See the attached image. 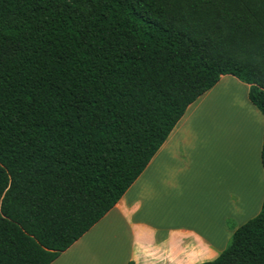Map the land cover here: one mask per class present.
Segmentation results:
<instances>
[{"label":"trees","instance_id":"1","mask_svg":"<svg viewBox=\"0 0 264 264\" xmlns=\"http://www.w3.org/2000/svg\"><path fill=\"white\" fill-rule=\"evenodd\" d=\"M225 75L264 117V0H0V264H51ZM201 264H264V196Z\"/></svg>","mask_w":264,"mask_h":264},{"label":"crops","instance_id":"2","mask_svg":"<svg viewBox=\"0 0 264 264\" xmlns=\"http://www.w3.org/2000/svg\"><path fill=\"white\" fill-rule=\"evenodd\" d=\"M233 89L240 94L232 99ZM263 128L248 85L222 76L187 108L120 201L51 264L215 260L260 211Z\"/></svg>","mask_w":264,"mask_h":264},{"label":"rangeland","instance_id":"3","mask_svg":"<svg viewBox=\"0 0 264 264\" xmlns=\"http://www.w3.org/2000/svg\"><path fill=\"white\" fill-rule=\"evenodd\" d=\"M233 91V93H234V95H232V99H233V97H235L236 98V96H239V92L238 91H236L235 89H233L232 90ZM236 99H234V101H235ZM238 100V99H237ZM235 101V105H237V103H238V101ZM233 100L231 101L232 102V104H233V102H234ZM256 209H257V207H256ZM256 209L255 210H253V211H251L249 214H247V215H251V214H253V213H255L256 212ZM246 216V215H245Z\"/></svg>","mask_w":264,"mask_h":264}]
</instances>
